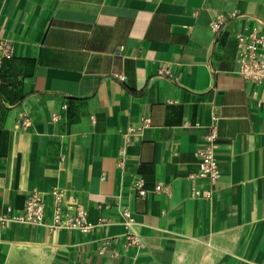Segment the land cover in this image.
Returning <instances> with one entry per match:
<instances>
[{
  "label": "crops",
  "instance_id": "crops-1",
  "mask_svg": "<svg viewBox=\"0 0 264 264\" xmlns=\"http://www.w3.org/2000/svg\"><path fill=\"white\" fill-rule=\"evenodd\" d=\"M258 28L264 0H0V264H264V87L235 62ZM54 188L92 232L10 219L38 192L49 224Z\"/></svg>",
  "mask_w": 264,
  "mask_h": 264
},
{
  "label": "built area",
  "instance_id": "built-area-1",
  "mask_svg": "<svg viewBox=\"0 0 264 264\" xmlns=\"http://www.w3.org/2000/svg\"><path fill=\"white\" fill-rule=\"evenodd\" d=\"M222 18L217 16L211 23V29L218 32L221 29ZM236 42L238 53L235 59L237 73L246 81L252 82L256 86L264 87V31L260 28L254 30L248 36L237 34ZM12 55V47L10 42L5 39H0V72L3 61ZM160 75L171 77L170 72L166 68H160ZM121 81H124L123 76H117ZM57 119V117H54ZM217 131L215 125L210 127L209 133L205 137V143L197 151L198 172L192 174V180L196 178L208 179L211 184H214L220 176L217 162L214 156L215 139ZM136 189L139 195L145 196L147 191L143 188V182L139 180L136 183ZM166 186L156 185L154 192L166 191ZM194 195H199L198 190L193 191ZM53 196V205L51 208V222H45L46 204L43 201L41 194L33 192L29 195L25 202L24 211L21 215L10 218L11 220L36 226H48L52 230L59 228H69L79 231L81 234H87L94 230L95 224L88 219L87 212L78 204L67 205L63 201V192L54 188L51 191ZM206 197H210L211 192H207ZM127 223L131 221L129 212H124ZM9 217H2V222L8 220ZM104 222V221H103ZM102 222V223H103ZM127 246L135 245L137 240L134 236H127ZM108 242L105 241L102 249H106Z\"/></svg>",
  "mask_w": 264,
  "mask_h": 264
},
{
  "label": "trees",
  "instance_id": "trees-1",
  "mask_svg": "<svg viewBox=\"0 0 264 264\" xmlns=\"http://www.w3.org/2000/svg\"><path fill=\"white\" fill-rule=\"evenodd\" d=\"M4 62V61H3ZM3 65V64H2Z\"/></svg>",
  "mask_w": 264,
  "mask_h": 264
}]
</instances>
